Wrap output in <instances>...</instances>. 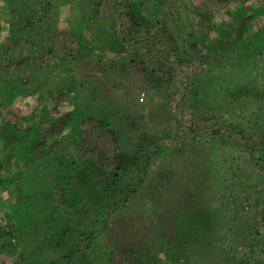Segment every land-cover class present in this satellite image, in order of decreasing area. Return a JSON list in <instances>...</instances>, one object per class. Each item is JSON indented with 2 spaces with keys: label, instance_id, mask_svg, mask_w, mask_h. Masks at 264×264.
I'll return each instance as SVG.
<instances>
[{
  "label": "trees",
  "instance_id": "trees-1",
  "mask_svg": "<svg viewBox=\"0 0 264 264\" xmlns=\"http://www.w3.org/2000/svg\"><path fill=\"white\" fill-rule=\"evenodd\" d=\"M61 1L37 3L39 12L19 25L10 18L6 35L0 15V192L7 196V207H0V264H37V255L49 250L55 258L38 264H164L158 251L175 264H191L181 247L196 251L201 225L213 222L201 213L210 203L206 196L223 217L216 228L205 227L220 264H264V0H65L78 10L80 31H101L95 36L102 45L100 77L112 71L142 89L170 93L174 134L138 137L130 151L104 120L77 108L63 111L76 101V58L93 46L71 31L65 39L59 31L47 35L51 28L41 23L57 19L53 6ZM189 29L198 39L183 48L179 41L191 37ZM204 47L205 58L187 55ZM20 48L24 58L16 57ZM82 78L98 84V75ZM17 95L42 100L35 123L6 118L3 109ZM124 125L142 131L144 116L126 117ZM189 142L207 162L195 176L197 197L186 195L169 168L149 180V163ZM146 186L152 195L134 210L143 215L147 242L162 240L148 258L116 242L127 215L141 221L132 211ZM154 197L167 217L156 223L159 231L142 214ZM234 223L236 230L226 232Z\"/></svg>",
  "mask_w": 264,
  "mask_h": 264
},
{
  "label": "rangeland",
  "instance_id": "rangeland-1",
  "mask_svg": "<svg viewBox=\"0 0 264 264\" xmlns=\"http://www.w3.org/2000/svg\"><path fill=\"white\" fill-rule=\"evenodd\" d=\"M52 1L53 0H0L2 31L5 32V35L7 34L10 18L17 25H19L21 21L23 22L25 19L29 18L31 14H36V12L38 11L36 7L37 3L46 4L47 2ZM75 1L76 0H74V2ZM177 1L179 2V0ZM59 4V6H53L52 12L55 16H57V19L54 20L55 23L54 21L53 23H49V21L46 20L42 21L41 23L43 24V27L51 28L50 30H48L49 32L47 35H50V37L52 38H56L57 33L59 31V34L63 37V39H65L64 37L66 36L67 38L69 36L68 33H70L69 31H71L74 33L75 38H80L82 40L84 39V42H90L93 46V49L90 52H82L76 58L77 62L75 68L77 72L76 75L78 76L76 84L79 83L77 93L75 94L76 101L73 107L65 108L63 109V111H69L72 109L74 110L75 108H77V113L84 112L85 114L86 112L87 115L104 120L109 125V127L116 133L119 139V146H122L123 144V146H125V149L128 151H130L132 148H136L135 145L138 137H144L145 139L148 138V140H153L157 137L160 138V134L165 130L168 131L170 134H174V126L171 122L172 116H170L169 107L167 106L168 103L166 102L170 93H163L161 90L153 91L149 88L142 89L137 84L122 77L119 73H115L112 71H107L105 75L102 73V76L100 77V75L97 73L99 72L97 71V62L99 60L97 50H101L102 45L98 44L95 41V36L101 31L97 33L92 32L89 29H82L80 31V26L77 25L79 15H76L78 11L76 6L74 4L65 3V0H62ZM20 10L23 11V13H20ZM41 24H39V26ZM10 27H13L15 31H17V27H15L14 23H12ZM186 34H188L186 36L191 35V37L184 38L183 42L181 40L179 41V44L183 45V48L188 47L190 44L194 43L198 39V34H196L195 31L192 29L187 30ZM205 34L209 35L208 33ZM99 36L103 35L100 34ZM92 37L94 40L93 43ZM88 47L90 48V46H86V48ZM25 52L26 50L24 48H20L17 51L16 57L24 58V54H26ZM187 55L191 56L192 59H198L199 57L205 58L204 56L207 55L206 47L202 48L199 52H192L188 53ZM196 64L198 65L199 62ZM90 75H98V84L93 80H81L82 76L88 77ZM72 80L73 79H70L69 82L71 83ZM57 82L59 83V81ZM93 85L97 87L95 89V94L92 99L90 97V92L93 89ZM230 87L234 88L235 86L230 85ZM141 93H144L143 97H141ZM44 94L46 97L48 95V92ZM14 96L10 95V97ZM221 96L218 98H221ZM42 97L44 98L43 95ZM9 102H11V105L8 107H4L3 109L8 120L17 122L18 124H20L21 119L24 117H27L29 120L30 118H34L33 120H30L31 123H35L38 120L40 116L39 108L42 105L41 99L37 100L36 97H32L31 95H28L26 97L17 95L13 100H10ZM214 104H216V99ZM139 115L144 116L143 130L135 133L127 131L126 125H124V118L137 117ZM157 129L159 130V134L158 131H156ZM129 140L130 142L128 144L127 142ZM128 145H131L132 148ZM193 148L194 147L190 145V142L189 144L186 143L185 145H177L171 148H167L165 151H163L165 153H163L162 155L160 154L156 160L149 163V180L155 182L157 174L160 171L163 172L167 170V168H169V170L173 172L172 176H174V181L179 184L181 188L186 189V195H191L194 197L199 196V194L193 190V185L198 182L195 176L199 174V167L200 164H204L205 156L203 154V151L199 152L198 148H194V150ZM228 152L231 154L233 151L228 150ZM172 160H174L175 167H173L174 165L171 166ZM225 169L222 168L221 173L219 172V174L224 175ZM201 171L203 172L202 168ZM36 173L37 172H33L29 174V178H33V175H36ZM222 182L225 183V180L222 179ZM37 184L40 185V183ZM240 187L241 189H243L242 185H240ZM147 188L148 186H146L144 190L142 189L138 192L139 196L136 198L137 202L133 205L132 213L133 215L141 216V221H136V223H138L136 225L132 220L131 216L127 215V218H125V220L122 222V224L116 231V242L118 246H121L126 249H132L134 251L138 250L146 258H148L149 255L153 251H155L156 248H158L156 247L155 242L162 241L160 239L161 237L157 236V239L154 242H147L150 239L146 236L148 234V232H145L146 229L143 230V228H145V224L143 223L144 221H142L143 215L136 211L137 206L142 202L141 199L150 197L152 195L151 192L147 191ZM5 198H7L6 193L0 192V207L3 209L7 207V203L6 201H4ZM160 199L163 200V197H161ZM207 199L210 200V203L203 211H201V213L204 212L205 216H208V214L210 213L211 215L209 217H211L213 222L207 223V226L201 225L200 236L198 239L200 245L198 246L196 251L194 250L195 248L190 246L184 245L181 247L182 251L186 253L185 255L189 256L188 260L191 264L221 263V256L215 253L214 248L211 246L212 243L210 239L207 240V238L209 237L207 236L205 227H207L208 230L213 229L212 226H215L216 228V225L218 226V222L222 223L223 217H221V211L219 209L218 203L216 204L217 213L214 212L213 197L206 196L204 198V204H207ZM14 203L15 202L12 201V204ZM142 208V214H144L145 216L144 218L149 219L151 221V223L149 224H153V226L156 227V230L159 231L158 224L156 223L160 221V219L163 217H165V219H163V222L165 223L167 217L165 216L164 210L159 205L157 199L154 197L152 199L151 205H149L145 209L144 207ZM21 215L23 214H18L17 218ZM9 217L15 219V216ZM36 219L38 223H40L39 225L46 227V229L49 228L50 225L46 223V220H42L39 217H36ZM172 220L169 221L171 222ZM225 228L226 232H229V228L235 231L236 223H234L233 225L228 224ZM161 229L164 231L167 238L172 237L171 233H168L170 229L169 226H162ZM46 233L50 235L54 233V231L48 230ZM10 247H12V245ZM17 251L18 250H15V252ZM42 254V256L41 254H39L40 258H38L39 255H37L35 260L37 264L49 263L55 258V254L51 250L43 252ZM170 255L171 254L166 256L165 253L163 255L161 251L155 253V256L160 259V262L164 264H175L176 262H172L170 260L171 258H167ZM74 264L79 263L75 262ZM256 264H259V262H256Z\"/></svg>",
  "mask_w": 264,
  "mask_h": 264
},
{
  "label": "built area",
  "instance_id": "built-area-1",
  "mask_svg": "<svg viewBox=\"0 0 264 264\" xmlns=\"http://www.w3.org/2000/svg\"><path fill=\"white\" fill-rule=\"evenodd\" d=\"M141 97H143V93H141Z\"/></svg>",
  "mask_w": 264,
  "mask_h": 264
}]
</instances>
